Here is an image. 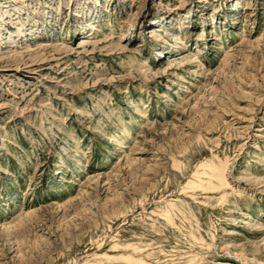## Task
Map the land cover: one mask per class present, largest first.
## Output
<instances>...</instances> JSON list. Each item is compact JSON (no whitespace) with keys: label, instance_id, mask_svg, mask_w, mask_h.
Instances as JSON below:
<instances>
[{"label":"rangeland","instance_id":"1","mask_svg":"<svg viewBox=\"0 0 264 264\" xmlns=\"http://www.w3.org/2000/svg\"><path fill=\"white\" fill-rule=\"evenodd\" d=\"M0 264H264V0H0Z\"/></svg>","mask_w":264,"mask_h":264},{"label":"bare ground","instance_id":"2","mask_svg":"<svg viewBox=\"0 0 264 264\" xmlns=\"http://www.w3.org/2000/svg\"><path fill=\"white\" fill-rule=\"evenodd\" d=\"M128 244V243H127ZM129 244H131V242L129 243ZM127 246V245H126ZM129 246V245H128Z\"/></svg>","mask_w":264,"mask_h":264}]
</instances>
